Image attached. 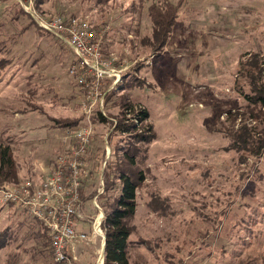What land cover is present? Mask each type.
I'll use <instances>...</instances> for the list:
<instances>
[{
  "label": "rangeland",
  "instance_id": "374dc122",
  "mask_svg": "<svg viewBox=\"0 0 264 264\" xmlns=\"http://www.w3.org/2000/svg\"><path fill=\"white\" fill-rule=\"evenodd\" d=\"M168 4L177 19L164 47L155 49L150 9L166 11ZM35 14L76 17L96 30L121 71L106 114L120 113L123 102L149 112L154 138L133 143L136 165L129 168L146 176L128 220L130 263L264 264V150L259 156L237 151L227 134L264 128L250 116L232 122L246 110L236 88L241 58L264 57V0H0V144L13 150L17 183L37 180L64 151L66 127L59 121L83 120L84 92L69 74L73 51ZM110 127L97 125L87 157L91 171L108 138L111 156L95 164L100 167L80 210L90 228L101 179L105 216L104 201L118 193L117 186L106 192L105 173L124 162L133 142ZM45 238L28 216L0 200V264H31L36 254L39 264H54ZM100 240L76 246L98 264Z\"/></svg>",
  "mask_w": 264,
  "mask_h": 264
},
{
  "label": "built area",
  "instance_id": "2783aa9c",
  "mask_svg": "<svg viewBox=\"0 0 264 264\" xmlns=\"http://www.w3.org/2000/svg\"><path fill=\"white\" fill-rule=\"evenodd\" d=\"M33 16L46 32L54 34L73 51L75 61L69 67V74L84 92L83 120L77 126L64 129L61 137L64 151L37 180L0 186V200L13 205L42 229L51 245L54 264H77L75 246L90 241V234L82 227L79 217L87 190L92 186L87 157L97 134L93 119L98 110L107 117L105 103L109 92L120 83L121 71L104 54L98 34L89 22L76 17ZM108 81L110 85L105 89ZM110 120L117 123L115 119ZM105 144L107 161L111 156L107 137ZM105 165L106 162L104 168ZM103 188L101 179L100 189L92 199L98 215L91 226V234L100 237L102 242L106 236L102 228L105 216L98 200ZM104 262L105 253L101 250L98 264Z\"/></svg>",
  "mask_w": 264,
  "mask_h": 264
},
{
  "label": "trees",
  "instance_id": "16d2710c",
  "mask_svg": "<svg viewBox=\"0 0 264 264\" xmlns=\"http://www.w3.org/2000/svg\"><path fill=\"white\" fill-rule=\"evenodd\" d=\"M150 17L155 29V49H160L164 47L170 37L172 27L177 19V10L171 4H168L166 11L154 6L150 9ZM236 88L246 100V110L242 114H236L237 117H233L232 122L234 123L235 119H238V115H241L244 119L246 116H250L256 124L264 125V57L261 54L245 53L242 56L236 77ZM246 89L248 90L246 91ZM111 96L112 93L109 97ZM109 97L107 100L110 99ZM121 107L120 113L112 114L110 112L106 114L107 117L98 110L93 119L98 126L110 124L113 134L126 135L133 141L128 142L127 148L124 149L122 154L124 162L122 164L112 163L113 165L111 164L105 173L106 192L117 186L118 193L112 202L105 200L103 204L105 219L102 226L106 235L104 264H131L129 259L131 228L128 225V220L133 218L136 213L137 191L146 181L143 171L134 170L132 172L129 170L130 167L136 165L137 150L135 151L136 147L133 143L136 145L138 142L150 143L154 138L152 127L147 124L149 112L145 108L124 102ZM110 119H115L117 123L115 124ZM81 120L82 118L72 121L65 119L59 123H62L64 127H71L79 125ZM255 128V126L249 129L244 127L242 131H229L227 134L231 138V147L237 151H249L254 156L261 155L264 150V128L262 132L258 131L259 133ZM103 149V152L98 150L94 154L90 181L95 180L100 167L95 164H102L106 159V144ZM18 180L13 150L10 145L0 144V186L16 184ZM116 183L118 184L116 185ZM100 197L103 198L104 195ZM44 235L47 237L45 233Z\"/></svg>",
  "mask_w": 264,
  "mask_h": 264
},
{
  "label": "crops",
  "instance_id": "0c3cea01",
  "mask_svg": "<svg viewBox=\"0 0 264 264\" xmlns=\"http://www.w3.org/2000/svg\"><path fill=\"white\" fill-rule=\"evenodd\" d=\"M51 165V164H50ZM49 168V167H48ZM47 168V169H48ZM46 169V170H47ZM45 170V171H46ZM81 225H82V227L85 229V230H87L88 232H89V234H90V241L89 242H87L86 244L88 245V244H90V243H95V240H96V238L98 239V237H96V236H94L93 234H91V232H90V230H91V228H90V225H88V224H84V222H81ZM46 239V238H45ZM47 243V248H48V252L50 253V255H51V258H52V253H51V245H50V243L48 242V241H46ZM100 246H101V250H104V242L102 243L101 242V240H100ZM47 248H46V250H47ZM97 249V248H96ZM99 251V250H98ZM74 253H75V255H76V257H77V264H95V262H94V254L93 253H91L90 255L88 254V251H87V249H85V248H82V249H80V247L79 248H77V246H75V248H74ZM94 253H96V252H94ZM41 258H42V256L41 255H38V254H36V256H35V258L33 259V260H31V264H39L40 262H41Z\"/></svg>",
  "mask_w": 264,
  "mask_h": 264
},
{
  "label": "water",
  "instance_id": "95a60500",
  "mask_svg": "<svg viewBox=\"0 0 264 264\" xmlns=\"http://www.w3.org/2000/svg\"><path fill=\"white\" fill-rule=\"evenodd\" d=\"M105 244H106V236H105V241H104V253H105Z\"/></svg>",
  "mask_w": 264,
  "mask_h": 264
}]
</instances>
